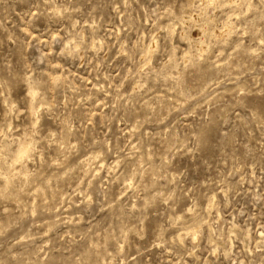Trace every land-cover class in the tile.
I'll use <instances>...</instances> for the list:
<instances>
[{"label": "rangeland", "instance_id": "obj_1", "mask_svg": "<svg viewBox=\"0 0 264 264\" xmlns=\"http://www.w3.org/2000/svg\"><path fill=\"white\" fill-rule=\"evenodd\" d=\"M0 264H264V0H0Z\"/></svg>", "mask_w": 264, "mask_h": 264}, {"label": "bare ground", "instance_id": "obj_2", "mask_svg": "<svg viewBox=\"0 0 264 264\" xmlns=\"http://www.w3.org/2000/svg\"><path fill=\"white\" fill-rule=\"evenodd\" d=\"M235 1V0H234ZM207 2V1H206ZM212 2V1H211ZM203 3V2H202ZM225 4H227V2L225 3ZM238 5V4H237ZM230 11V10H229ZM189 12V11H188ZM187 12V13H188ZM190 13V12H189ZM194 15V14H193ZM196 16V15H195ZM186 17V16H185ZM194 17V16H193ZM196 18H198V17H196ZM194 20V19H193ZM197 20H199V19H197ZM187 22V21H186ZM196 24V23H195ZM225 24V23H224ZM202 26H203V23H202ZM174 28V27H173ZM224 30V29H223ZM215 33H217V32H215ZM218 33H220V32H218ZM220 36V35H219ZM201 37H203V36H201ZM200 44H202V43H200ZM75 46V45H74ZM152 46V45H151ZM200 47V46H199ZM203 47V46H202ZM150 48V47H149ZM150 50H151V48H150ZM146 52H148V50L146 51ZM147 55V54H146ZM142 56V55H141ZM145 56V55H144ZM33 91H35V90H33V88H32V92L31 93H34ZM39 104H42V103H39ZM30 106V105H29ZM26 145V144H25ZM29 145V144H28ZM32 145V144H31ZM4 147V146H3ZM28 147H30V146H28ZM20 150H21V148H20ZM26 151H27V148L25 147L24 149H22V152H21V155L20 156H23L25 153H26ZM23 158V157H22ZM97 158V157H96ZM12 160V159H11ZM13 161H14V159H13ZM10 162V161H9ZM16 162H17V160H16ZM104 161H102V163H103ZM87 163V162H86ZM88 165V164H87ZM111 166H113V165H111ZM15 167V166H14ZM13 167V168H14ZM101 167H102V165H101ZM109 167V166H108ZM98 168H100V167H98ZM2 174V173H1ZM22 177V176H21ZM212 202V201H211ZM212 204V203H211ZM210 204V205H211ZM209 205V206H210ZM206 207V206H205ZM189 229V228H188ZM193 229V228H192ZM191 230V229H190ZM186 233H189V231L188 232H186ZM196 233V232H195ZM180 235V234H179ZM194 238H195V236H193ZM180 239H181V237H179Z\"/></svg>", "mask_w": 264, "mask_h": 264}]
</instances>
